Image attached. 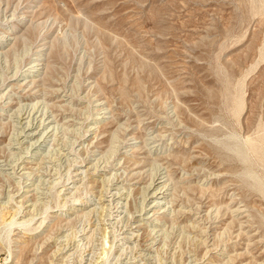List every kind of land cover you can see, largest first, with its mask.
Masks as SVG:
<instances>
[{
    "label": "rangeland",
    "instance_id": "rangeland-1",
    "mask_svg": "<svg viewBox=\"0 0 264 264\" xmlns=\"http://www.w3.org/2000/svg\"><path fill=\"white\" fill-rule=\"evenodd\" d=\"M0 31L18 35L0 55V92L11 74L26 66L30 53L46 46L47 74L34 85L36 96L24 102L44 98L55 105L52 111L62 126L59 143H68L71 133L85 139L87 123L75 129L65 116L90 118L96 98L107 101L138 139L156 131L165 141L171 179L183 184L175 190L176 208L192 205L196 213L164 221L172 230L159 245L164 255L158 263L263 260L264 0H0ZM60 92L69 100L61 102ZM14 123L0 120L1 156H10L8 142L18 129ZM109 142L110 137L100 146L107 149ZM78 156L80 161L86 153ZM146 157L144 164L150 166L153 159ZM57 168L41 169L49 171L50 195L22 224L23 206L11 224L3 221H10L9 207L22 205L13 195L25 180L4 179L0 172V264H81L90 252L92 241L81 240L89 227L86 215L53 222L51 214L84 201L92 189L82 181L66 197L61 188L71 181L73 168ZM237 206L246 216L235 215ZM211 221L215 227L208 239L204 230ZM185 223L194 228L185 229L188 235L182 238L178 226ZM16 237L33 240L20 250ZM111 240L108 234L96 249L97 260L106 258L100 264L124 261L109 250ZM65 247L77 248V256H62ZM221 250L227 253L224 259L217 257ZM235 252L243 255L231 258Z\"/></svg>",
    "mask_w": 264,
    "mask_h": 264
},
{
    "label": "bare ground",
    "instance_id": "bare-ground-1",
    "mask_svg": "<svg viewBox=\"0 0 264 264\" xmlns=\"http://www.w3.org/2000/svg\"><path fill=\"white\" fill-rule=\"evenodd\" d=\"M17 38L18 35H15V31L8 33L0 31V55L4 54L7 46L10 49L13 41ZM45 47L41 46L30 53L26 66L14 71L6 87L0 92V120L6 118L15 122L14 126L18 128L8 142L10 156L0 155V172L5 176L4 179L8 177L11 180H16L18 177L25 180V184L13 195V198L18 199L17 201L21 202L22 205H17L16 208L11 205L12 207H9L8 212L11 216L10 221L5 220L3 222L11 224L21 211V206H23V210L20 212V224L34 218L33 211H38L41 204L44 205L48 200L50 195L48 188L50 182L52 183L49 178H46L49 171L41 173V169L45 166L50 167V164H56L59 170L62 164H70L73 168V174L71 181L65 183L61 188L63 194L66 197L75 194L82 185L79 184L82 181L85 184L86 182L90 184L92 193L84 201H77L70 205L65 212L59 214L52 212L51 219L53 222L63 220L69 222L83 215L88 217L89 227L83 232L81 240L88 238L89 241H92V248L90 252L82 256L81 261L83 263L81 264H100L103 259H106L103 256L100 261L95 257L96 249L101 248L99 246L108 234L112 237L111 249L109 250L115 249L119 260H124L122 264H160L158 260L164 254L161 255L160 252L163 248L159 251V245L168 240L167 237L172 230L167 228V223L164 221H171L172 217L178 214L190 215L195 211L192 205L184 206V209L182 206L176 208L178 197L175 190L183 184L180 185L181 180L175 179L173 182L171 179L169 164L166 161L169 154L164 146L165 141L159 137L156 131L138 139V136L132 135L130 124L120 123V117L114 113L107 101L94 98L93 112L90 118H83L76 114L65 116L66 124L75 129H81L80 125L87 123L85 125V139L80 141L71 133L69 144L59 143L57 140L62 126L58 124V117L52 111L55 105L51 104L50 106L47 101L43 100L44 98L35 102H24L36 96L37 90L33 91L34 85L47 74L46 68L49 66V62L45 61ZM30 50L27 52L29 53ZM15 89L18 91L16 94L14 93ZM66 96V93L60 92V101H68L69 97ZM120 128L121 134L117 135L116 133L119 132ZM108 136L110 142L106 145L107 149H104L100 144L107 142ZM236 145L234 144V146ZM142 150L144 151L142 152ZM140 151L152 157L150 166L144 164L147 155L141 156ZM82 152L86 153V156L85 158L83 156L80 162L75 158L79 157L78 155ZM184 175L187 178L190 172L186 171ZM51 187L53 188V186ZM233 211L236 213L235 215L246 216L244 208L241 206L235 207ZM232 215L234 216L233 213ZM213 217L215 216L213 215ZM188 224L178 226L182 238L188 235L184 232L189 227ZM213 224L211 221L205 226L204 231H208V239L211 234L209 231L215 227ZM49 225L51 224L49 223ZM191 226L194 228L193 224ZM201 231L204 234L202 229ZM201 231L199 232L201 233ZM181 235L179 239H181ZM207 237L203 238L205 242H208ZM188 238L189 236L186 239ZM200 239L202 237L199 238V242ZM32 240L33 237L26 239L16 237L15 239L20 250H26ZM196 244L199 245V243ZM65 250L67 251H61L62 256H65L63 254L67 256H77L78 254V249L75 247H68ZM226 254L225 250H221L217 257L224 259ZM20 255L21 253L18 254V257ZM241 255L243 254L235 252L230 257L235 259ZM171 261H164L163 264L173 263V260ZM214 263L216 262L214 261ZM242 264H250V262ZM258 264H264V258Z\"/></svg>",
    "mask_w": 264,
    "mask_h": 264
}]
</instances>
